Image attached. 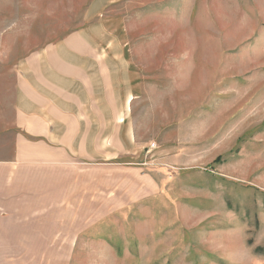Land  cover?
<instances>
[{
	"label": "rangeland",
	"instance_id": "obj_1",
	"mask_svg": "<svg viewBox=\"0 0 264 264\" xmlns=\"http://www.w3.org/2000/svg\"><path fill=\"white\" fill-rule=\"evenodd\" d=\"M94 1L0 0V159L19 64L85 30ZM101 20L138 78L159 191L87 230L70 264H264V0H121Z\"/></svg>",
	"mask_w": 264,
	"mask_h": 264
},
{
	"label": "crops",
	"instance_id": "obj_2",
	"mask_svg": "<svg viewBox=\"0 0 264 264\" xmlns=\"http://www.w3.org/2000/svg\"><path fill=\"white\" fill-rule=\"evenodd\" d=\"M120 1L95 0L85 30L18 66L0 159V264H70L87 230L158 194L132 120L138 78L98 21Z\"/></svg>",
	"mask_w": 264,
	"mask_h": 264
},
{
	"label": "built area",
	"instance_id": "obj_3",
	"mask_svg": "<svg viewBox=\"0 0 264 264\" xmlns=\"http://www.w3.org/2000/svg\"><path fill=\"white\" fill-rule=\"evenodd\" d=\"M156 148V145H152L151 149H155Z\"/></svg>",
	"mask_w": 264,
	"mask_h": 264
}]
</instances>
